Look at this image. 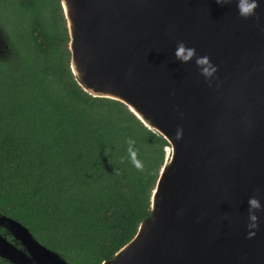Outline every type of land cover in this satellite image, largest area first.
Instances as JSON below:
<instances>
[{
  "label": "water",
  "instance_id": "water-1",
  "mask_svg": "<svg viewBox=\"0 0 264 264\" xmlns=\"http://www.w3.org/2000/svg\"><path fill=\"white\" fill-rule=\"evenodd\" d=\"M58 1L77 85L169 144L150 216L102 264H264V212L247 228L248 199L264 205V0L249 19L216 0ZM181 41L217 67L211 84L175 60ZM0 225L29 253L17 262L8 244L12 264H68L16 220Z\"/></svg>",
  "mask_w": 264,
  "mask_h": 264
},
{
  "label": "trees",
  "instance_id": "trees-1",
  "mask_svg": "<svg viewBox=\"0 0 264 264\" xmlns=\"http://www.w3.org/2000/svg\"><path fill=\"white\" fill-rule=\"evenodd\" d=\"M0 38V214L68 264L110 261L150 216L169 144L77 85L58 0H0Z\"/></svg>",
  "mask_w": 264,
  "mask_h": 264
},
{
  "label": "clouds",
  "instance_id": "clouds-1",
  "mask_svg": "<svg viewBox=\"0 0 264 264\" xmlns=\"http://www.w3.org/2000/svg\"><path fill=\"white\" fill-rule=\"evenodd\" d=\"M233 2L236 3L238 15L242 19H249L256 15L258 8V0H216L218 5H231ZM174 58L181 64H189L194 62L200 76L204 78L206 82L211 84L214 79L217 67L212 64L209 57L198 56L196 49L187 47L184 42H178L174 51ZM131 144V141H129ZM248 205V224L249 230L248 238H252L255 235L256 230L259 228V217L257 213L264 212V205L261 204L260 200L256 196H252L247 201Z\"/></svg>",
  "mask_w": 264,
  "mask_h": 264
},
{
  "label": "flooded vegetation",
  "instance_id": "flooded-vegetation-1",
  "mask_svg": "<svg viewBox=\"0 0 264 264\" xmlns=\"http://www.w3.org/2000/svg\"><path fill=\"white\" fill-rule=\"evenodd\" d=\"M5 46L7 47V45ZM7 52H8V47L6 50H4V52H2V54H0V57L5 56ZM8 244L10 245V247H12L13 250L12 257H14L13 259L15 261L20 262L22 260L21 255L25 257H29V253L27 249L23 246L21 241L16 239L14 235L11 234V232H9L5 227L0 225V251H3L5 249L4 251L10 253L11 251H9L10 249L8 247ZM0 264H12V263L8 261L6 258L0 256ZM31 264H35V263L33 262Z\"/></svg>",
  "mask_w": 264,
  "mask_h": 264
},
{
  "label": "rangeland",
  "instance_id": "rangeland-1",
  "mask_svg": "<svg viewBox=\"0 0 264 264\" xmlns=\"http://www.w3.org/2000/svg\"><path fill=\"white\" fill-rule=\"evenodd\" d=\"M61 14H62V13H61ZM62 18H63V16H62ZM63 21H64V20H63ZM168 153H169V152H167V156H168Z\"/></svg>",
  "mask_w": 264,
  "mask_h": 264
}]
</instances>
